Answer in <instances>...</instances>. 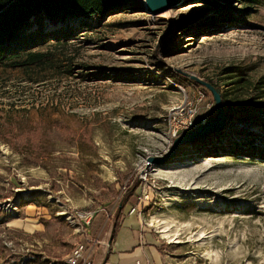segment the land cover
<instances>
[{"label": "rangeland", "instance_id": "obj_1", "mask_svg": "<svg viewBox=\"0 0 264 264\" xmlns=\"http://www.w3.org/2000/svg\"><path fill=\"white\" fill-rule=\"evenodd\" d=\"M131 5L87 24L45 21L46 35L77 32L39 47L55 67L0 68V264L63 262L83 239L70 215L94 212L92 232L123 203V223L136 209L164 264H264V2L184 0L158 16ZM193 76L225 97L226 129L149 163L176 140L175 115L193 106L196 127L216 116Z\"/></svg>", "mask_w": 264, "mask_h": 264}, {"label": "trees", "instance_id": "obj_2", "mask_svg": "<svg viewBox=\"0 0 264 264\" xmlns=\"http://www.w3.org/2000/svg\"><path fill=\"white\" fill-rule=\"evenodd\" d=\"M193 1V0H187ZM247 3L256 0H245ZM264 2V0H261ZM133 0H0V68L12 70L44 69L55 67L56 56L53 52H44L39 47L45 42L55 41L61 43L63 40L72 41L76 38L74 31L67 36L44 34L45 21L57 27L70 20L81 21L87 24L89 20L101 21L106 16L121 14L130 10ZM214 3V2H211ZM225 9L223 8V13ZM232 17L230 11L223 14ZM36 26L37 32H30ZM30 33L29 36H27ZM240 82H238L239 84ZM223 104L225 97L222 95ZM215 112L216 109L214 108ZM27 122H20V128L16 137L25 142L28 149H32L35 140L29 137L28 131L24 130ZM264 133V121L260 124ZM222 133V132H221ZM220 134V133H218ZM206 137L196 141L210 137ZM194 142V143H196ZM30 147H29V146ZM264 160V151L258 156ZM135 188L129 190L127 199L131 198ZM127 201V200H126ZM125 209V203L117 209L113 223L112 242L115 241ZM60 264H63L62 262Z\"/></svg>", "mask_w": 264, "mask_h": 264}, {"label": "crops", "instance_id": "obj_3", "mask_svg": "<svg viewBox=\"0 0 264 264\" xmlns=\"http://www.w3.org/2000/svg\"><path fill=\"white\" fill-rule=\"evenodd\" d=\"M123 220H121L116 239L111 244L113 224H98L93 228L91 235L96 234L102 243L96 249L94 264H164V255L159 250V244L151 238L144 225L140 224L137 216L132 214L124 223ZM8 225L23 236L45 231L42 230L44 229L42 224ZM29 258L31 261L25 264H47L46 261L39 260V258L30 256ZM7 261L8 259H6Z\"/></svg>", "mask_w": 264, "mask_h": 264}, {"label": "water", "instance_id": "obj_4", "mask_svg": "<svg viewBox=\"0 0 264 264\" xmlns=\"http://www.w3.org/2000/svg\"><path fill=\"white\" fill-rule=\"evenodd\" d=\"M184 0H141L144 4V12L158 16L169 10L175 9L181 5ZM198 84L205 87L213 95L215 108L217 111L216 116L203 121L194 130L182 133L173 143L169 152L161 158H149L148 162L156 165H163L176 156L179 148L200 140L210 134H218L223 132L227 127V114L223 104L222 94L218 88L212 84L205 82L195 76L192 77ZM112 243V239L110 244Z\"/></svg>", "mask_w": 264, "mask_h": 264}, {"label": "built area", "instance_id": "obj_5", "mask_svg": "<svg viewBox=\"0 0 264 264\" xmlns=\"http://www.w3.org/2000/svg\"><path fill=\"white\" fill-rule=\"evenodd\" d=\"M141 1V0H140ZM198 111L193 106L186 108L181 114L175 116H182L184 120L182 122H169V135L170 140L173 141L177 139L183 131H191L196 127L194 121ZM136 209H132L130 214H134ZM96 218V214L91 211H77L68 217V221L71 222L70 225L75 227V232L80 235L83 239L77 243L72 250L71 254L67 257V260L63 261V264H94L95 253L98 245L102 244L98 237H93L91 235V227L93 226V221ZM31 260L29 256L23 255L16 261L13 260L12 263L25 264L29 263ZM57 263L50 264H60Z\"/></svg>", "mask_w": 264, "mask_h": 264}]
</instances>
